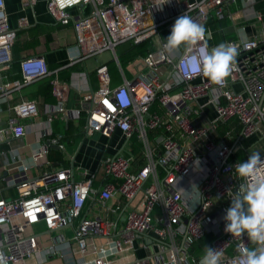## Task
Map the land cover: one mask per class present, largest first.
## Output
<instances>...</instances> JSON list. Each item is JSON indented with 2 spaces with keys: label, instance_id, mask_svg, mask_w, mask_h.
I'll list each match as a JSON object with an SVG mask.
<instances>
[{
  "label": "built area",
  "instance_id": "built-area-1",
  "mask_svg": "<svg viewBox=\"0 0 264 264\" xmlns=\"http://www.w3.org/2000/svg\"><path fill=\"white\" fill-rule=\"evenodd\" d=\"M254 2L47 0L48 12L72 26L85 56L110 52L122 71L116 53L121 44L151 40V46L129 62L133 77L118 85L111 84L108 64L98 63V87L82 94L78 108L66 106L69 83L41 56L20 59L18 77L0 75V114L4 103L12 114L0 124V143L23 138L35 125L24 121L38 115L37 102L11 103L16 92L46 79L54 98L44 105L46 128L38 133L29 164L16 158L0 175L15 190L12 197L0 196L2 264H42L57 256L61 264H200L204 251L194 255L193 247L205 235L208 246L221 251L222 264H240L238 248L254 245L246 233L226 232L224 216L244 182L234 172L241 162L235 154L246 153L250 140L264 142V18L250 10ZM232 6L243 12V23L234 22ZM183 14L205 27V40L169 55L162 32L169 36ZM225 18L236 38L211 44L209 23ZM15 38L0 0L1 72L10 68ZM222 43L236 46L239 56L236 70L217 86L196 69ZM57 116H84L85 135L104 140L106 154L97 168L50 160L52 145L65 150L62 136L50 127ZM133 141L139 145L134 152ZM257 148L264 159V143ZM29 168L39 174L30 177ZM192 185L201 199L185 192ZM44 233L49 235L43 244Z\"/></svg>",
  "mask_w": 264,
  "mask_h": 264
},
{
  "label": "crops",
  "instance_id": "crops-1",
  "mask_svg": "<svg viewBox=\"0 0 264 264\" xmlns=\"http://www.w3.org/2000/svg\"><path fill=\"white\" fill-rule=\"evenodd\" d=\"M77 9H72L76 12ZM5 12L9 18V25L16 32V38L11 51L10 68L0 71V75L9 78L19 76L18 61L27 56H41L51 69H58V76L69 83V98L66 106L69 109L81 107V96L85 91L95 90L98 87V78L95 68L100 62L109 63L112 69L111 84L118 85L123 77H133L134 70L126 65L119 69L115 61L110 63L109 53L104 52L96 56H85L84 51L77 44L74 29L70 24H60L47 10V0H5ZM108 54V55H107ZM115 71V72H114ZM47 84L48 80L40 79L31 82L14 94L11 103L21 99H32L37 102L38 115L24 122H35L29 133L21 139H11L0 143V150L5 156H0V175L5 173V167L13 160L21 159L24 164H29L30 150L37 141L39 132L46 128V116L44 105L54 103L51 91ZM49 93V95H48ZM48 99H51L48 101ZM12 116L7 110L5 103L0 114V124L5 125L8 117ZM85 118L71 120L57 116L53 119L50 127L53 134L62 136V144L65 150L51 147L49 158L53 163L82 165L85 168H97L98 159L102 153L104 140H93L85 135ZM42 142V141H41ZM251 142V140L249 141ZM74 155V156H73ZM30 177L39 174L36 168L27 171ZM15 195L13 187H9L0 181V196L12 197ZM61 259L50 257L42 264H61Z\"/></svg>",
  "mask_w": 264,
  "mask_h": 264
},
{
  "label": "clouds",
  "instance_id": "clouds-1",
  "mask_svg": "<svg viewBox=\"0 0 264 264\" xmlns=\"http://www.w3.org/2000/svg\"><path fill=\"white\" fill-rule=\"evenodd\" d=\"M205 37V27L191 16L183 14L175 20L171 33L165 40L164 50L167 54L174 55L182 46L190 48L204 41ZM238 56L236 46L222 43L198 61L199 68L196 70L212 84L223 86L236 70ZM233 167L244 182L239 184L231 196L230 206L224 216L225 231L234 237H242L246 233L254 245H242L238 248L240 264H264V159L260 152H254L247 160L238 161ZM185 192L194 200L201 199L196 185H192L191 191ZM200 264H222L221 251L205 246Z\"/></svg>",
  "mask_w": 264,
  "mask_h": 264
},
{
  "label": "rangeland",
  "instance_id": "rangeland-1",
  "mask_svg": "<svg viewBox=\"0 0 264 264\" xmlns=\"http://www.w3.org/2000/svg\"><path fill=\"white\" fill-rule=\"evenodd\" d=\"M232 10L234 11V22L236 23V25H239L241 23H243V17L244 14L241 10H237L235 6L231 7ZM250 10L253 11H259L262 13V16L264 18V0H255L254 4H253V9L250 8ZM210 28L213 31V35H214V39L210 40V43H221L224 39H230V38H236V32L234 31V28L232 26V22L230 19L225 18L221 21H215V22H210L209 23ZM259 27V23L256 24L255 29L257 30ZM224 31V35L220 34V32ZM131 47L130 44H124L122 47H119L116 51L117 54H119L120 51L127 49ZM109 61H111L112 59V55L111 53H109ZM111 63V62H110ZM249 146L246 147V155L248 156L249 154L253 153L254 151H256L258 148L257 146L259 145V147H261L263 145L264 142H261L259 144H252L251 142H249ZM49 235V233H44L41 235L42 238V243L44 244L46 242V238ZM61 259V258H60Z\"/></svg>",
  "mask_w": 264,
  "mask_h": 264
},
{
  "label": "trees",
  "instance_id": "trees-1",
  "mask_svg": "<svg viewBox=\"0 0 264 264\" xmlns=\"http://www.w3.org/2000/svg\"><path fill=\"white\" fill-rule=\"evenodd\" d=\"M162 36L164 39H166L168 37V33L162 32ZM124 44H130L131 47L124 49V50L120 51L119 54H117L120 66L122 68H125L129 62L133 61L137 57H143L150 49L151 40H146V41H143V42L138 43V44H132L129 42L124 43ZM124 44H121L119 47H122ZM12 49L13 48H11V51H12ZM112 62L113 61H111V63ZM109 72H110V75H112V73H113L112 69L109 68ZM47 86H48L49 90L51 91L50 84H47ZM48 95H49V93H48ZM51 97H53V96H51ZM50 100L51 99H48V101H50ZM225 127L226 126H221V128H225ZM132 144H133L132 151L133 152L137 151L139 149V145L136 144L135 141H133ZM234 157L237 158L238 160H240L241 162L247 160V156H246L245 152L243 151V149L238 150ZM208 243H209V236L208 235L203 236L201 239H199L194 244L193 254L197 255L200 252H203L205 250V246H208Z\"/></svg>",
  "mask_w": 264,
  "mask_h": 264
},
{
  "label": "water",
  "instance_id": "water-1",
  "mask_svg": "<svg viewBox=\"0 0 264 264\" xmlns=\"http://www.w3.org/2000/svg\"><path fill=\"white\" fill-rule=\"evenodd\" d=\"M208 36V35H207ZM51 147L53 148H58V145H52Z\"/></svg>",
  "mask_w": 264,
  "mask_h": 264
}]
</instances>
